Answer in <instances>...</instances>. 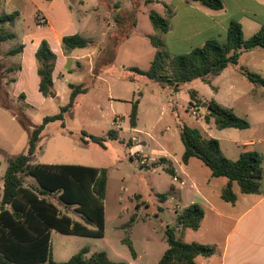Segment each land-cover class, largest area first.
<instances>
[{"label":"rangeland","instance_id":"rangeland-1","mask_svg":"<svg viewBox=\"0 0 264 264\" xmlns=\"http://www.w3.org/2000/svg\"><path fill=\"white\" fill-rule=\"evenodd\" d=\"M121 1L124 10L129 11L130 0ZM115 5L111 4V16L105 7H101L85 22L80 17L75 19L76 22L81 21L77 25L78 34L93 42L86 48V52L93 53V65L82 61L79 68H73L80 72L77 75L70 72L74 62L68 61L69 65L64 69L65 79L57 77L55 80L54 86L58 92L55 98H45L40 94L34 73H26L21 78L18 55L9 53L21 48L22 35L26 31L33 33L36 29L32 8L26 6L17 24L3 26L6 33L17 30L18 39L0 43V186H3L9 160L26 152L30 132L41 125L45 117L60 113L61 108L69 103L72 92L70 85L84 86L87 92L78 95L74 107L64 114V121L51 122L45 127L32 163L82 165L108 171L104 200L105 236L64 235L52 230V257L59 263L69 261L83 249L89 250L87 257L95 252H105L114 262L128 263L133 261V256L124 240H129L135 252L142 257L143 264H157L168 249L166 229L174 227L178 214L198 200L196 190L185 178L186 173L200 180L213 179L218 185L224 179L212 178L210 170L198 159H193L189 166L181 160L184 153L180 137L182 128H205L202 120L205 121L208 110L203 104L207 103L205 100L211 101V96L217 92L201 79L179 86L160 84L144 77L138 81L129 80L131 68H150L157 52L151 38L160 39V34L150 22L149 8L140 5L138 30L130 41L118 46L115 60L110 63L114 50L109 48V53L105 55L102 49L118 34L114 22ZM155 12L163 15L160 7ZM5 13L8 11L2 4L0 16ZM38 19L42 20L40 16L36 21ZM35 31L38 33L41 28ZM71 52L65 54L68 56ZM83 52L79 49L73 54ZM226 77L224 81L212 79V85L220 90L219 95H229L227 100L237 115L248 114L252 120L258 118L256 111L247 113L246 105L252 102V95L248 94L252 87L249 79L237 77L239 82L236 83L229 76ZM231 85L235 87L232 90L229 89ZM238 89L245 93L244 96L239 94ZM259 89L260 93H264V88ZM192 91L197 93L196 98L203 104L192 100ZM136 100L140 101L139 123L133 129L129 115L132 102ZM111 130L118 132L117 140L108 139ZM224 131L228 132L220 135L223 131L218 130L212 121L211 136L230 139V142L222 141V152L227 154L226 145L231 144L232 137L230 131L239 133L240 130ZM83 132L106 138L105 147L93 142L84 144ZM164 155L172 163L162 160ZM173 167L186 179L185 185L175 182L167 172V168ZM24 184L30 188L38 186L30 176H24ZM167 193H170L168 199L161 200L160 195ZM46 198L59 208L61 214L92 230L97 229L96 225L88 224L74 206L63 204L58 194L47 195ZM191 234L186 233L188 240Z\"/></svg>","mask_w":264,"mask_h":264},{"label":"trees","instance_id":"trees-1","mask_svg":"<svg viewBox=\"0 0 264 264\" xmlns=\"http://www.w3.org/2000/svg\"><path fill=\"white\" fill-rule=\"evenodd\" d=\"M3 0H0V6ZM152 3L154 0H133L132 9L117 11L115 5L114 22L117 26V35L111 38L107 47L102 49L103 54L114 50L113 60L120 44L131 37L138 22L140 3ZM202 6L220 11L224 8L222 0H193ZM103 5L111 6L110 0H100ZM19 13L0 16V43L13 39L15 36L3 30L5 24H13ZM172 11L167 8L163 16L155 11L149 12L150 22L160 35L170 31L168 17ZM37 25H41L40 19ZM152 45L157 49L151 66L148 70L136 67L130 69L134 77H144L158 83L179 86L182 83L202 79L210 84V76L220 74L229 65L237 64L243 50L264 48V25L249 40H244L242 25L232 21L227 30L225 42L215 39L208 40L203 46L191 50L187 54L171 56L163 48L159 38H151ZM93 44L82 36L70 35L62 38L64 53L76 49H86ZM22 48L11 50L10 55H16ZM38 76L40 78L38 90L45 98H55L53 72L56 55L49 44L43 41L36 54ZM169 67V69L167 68ZM245 75L253 84L264 87V78L256 73L245 71ZM72 90L69 103L61 108L60 113L47 116L43 123L35 127L29 136L28 148L25 153L9 160V164L0 186V264H129L114 262L105 252H95L87 257L88 249H83L63 263L53 260L51 249V231L55 230L64 235L103 238L105 236V208L107 175L105 168H96L81 165H54L33 164V158L41 141L45 127L55 121H64V114L75 105L79 94L87 92L84 86L70 85ZM197 93L191 92L192 100L203 104L196 98ZM192 104V102L190 103ZM6 107V106H5ZM9 109V108H8ZM139 100L132 102L129 115L131 128L138 126ZM208 114L205 121L211 118L217 129L235 128L246 130L250 128L247 119L239 117L232 109L219 104L215 100L207 103ZM64 127L65 124L62 123ZM184 145L182 162L188 164L191 159H198L211 172L213 178H226L227 186L222 190L221 197L228 203H235L237 195L233 190L237 184L242 194H256L260 191V181L263 178L262 160L260 155L251 150H244L236 161L227 158L217 139L207 137L200 129L183 127L180 133ZM119 138L116 130L108 133V139ZM106 138L88 135L83 132L84 144L93 142L105 147ZM166 161V158L162 159ZM167 172L175 176L173 168ZM24 176L33 177L38 186L30 188L24 184ZM58 194L59 200L67 205L74 206L78 214L82 215L88 224L97 226L96 230L73 220L70 216L61 214L59 208L48 201L46 196ZM170 193L160 195L161 200H167ZM204 209L199 204H192L178 214L174 227L166 229L168 249L164 252L158 264H196V258H209L214 255V246L184 241L186 230H199L204 219ZM133 256L136 252L129 240H124Z\"/></svg>","mask_w":264,"mask_h":264},{"label":"crops","instance_id":"crops-1","mask_svg":"<svg viewBox=\"0 0 264 264\" xmlns=\"http://www.w3.org/2000/svg\"><path fill=\"white\" fill-rule=\"evenodd\" d=\"M222 1L224 8L220 11L208 9L193 0H154L152 3L142 1L140 5L148 7V13L160 7L162 8L163 16L166 15L167 8L172 11V16L168 17L170 31L160 35V40L163 43L164 50L175 57L187 54L191 50L203 46L211 39L225 42L227 30L232 21H237L242 25L245 41L249 40L264 25V0ZM110 3L119 5L118 12L125 11L121 0H110ZM2 4L8 11L5 14L19 13L18 18L13 24H17V20L21 17L22 12L29 5L35 17V28H41V31L38 33H36L35 29L33 33L32 31H26L22 35V49L17 54L20 62V77H24L26 73H34L37 87L39 86L40 78L38 76V65L35 54L43 41L49 44L51 50L56 55L53 72L55 85L57 77L62 80L65 79L64 69L69 65L68 61L72 60L74 62L70 66V72H74L77 75L80 72L74 71L73 68H79L82 65V61H88L91 66L93 65V53L86 52V49H82L84 52L76 55L73 53L79 49L73 50L68 56L62 49L63 37L78 34L77 25L81 21L76 22L75 19L80 17L85 22L86 18L92 16L93 13L99 12L101 7H105L111 16V6L103 5L100 0H3ZM130 4L131 10L133 0H130ZM37 16L41 17V21L44 22L43 26H37ZM138 27L139 18L131 37L122 44L131 40ZM69 31L72 34H68L70 33ZM11 34L15 36L14 40L18 39L17 30L12 31ZM96 43L102 44L98 41ZM245 71L259 74L264 78V48L243 50L237 64L229 65L220 74L208 77L207 79L210 81L209 85L217 92V94L211 96L212 100L233 110L234 107L227 100L229 95L220 96L218 92L220 90L212 85V79L217 78L224 81V79H227L226 76H229L231 81L238 83L237 77L247 78ZM92 77L94 78L93 75ZM129 77H134L133 73ZM141 78L143 77L136 76L135 81ZM203 82L208 84L206 81ZM232 87L234 85H231L229 89L232 90ZM259 88L264 87L252 83V87H250L251 93H248L252 95V102L246 105L247 113L256 111L259 113L258 118L252 120L248 114H238L239 117L249 121L250 128L240 130L239 133L230 131L232 133L231 144L227 143V154L223 153L232 161L238 160L244 150L255 151L260 155L263 178L260 181L259 193L242 194L238 185L234 184L233 190L237 195V201L233 204L228 203L221 197L222 190L228 184L226 178L223 181L220 180L218 185L213 179L200 180L193 174L186 173L185 178L193 185L198 195V200L195 204H199L204 209L205 216L199 230L193 231L188 229L184 232V241L188 243L208 244L214 246L216 249L214 255L209 258L201 256L196 258V264H264V93H260ZM54 90L58 95L55 86ZM238 90L240 91L239 94L244 96L245 93H242L241 89ZM205 102L208 103L210 101L205 100ZM200 120L202 119H198V121ZM202 121L206 126L200 130L207 137L213 138L211 130L214 119L211 118L209 122ZM227 129L234 130L235 128ZM227 129L220 130L223 131L220 135L227 133L228 131H224ZM217 140L220 142L221 150L222 141L230 142L228 137ZM164 158L171 162L169 157L164 155ZM192 160L188 164H183L189 166ZM173 169L175 171V176H173L174 181L185 185L186 179L174 167ZM219 179L221 178L217 180ZM187 232L192 233L189 240L186 237ZM136 255L133 261L128 262L129 264H143L142 257L137 253Z\"/></svg>","mask_w":264,"mask_h":264},{"label":"water","instance_id":"water-1","mask_svg":"<svg viewBox=\"0 0 264 264\" xmlns=\"http://www.w3.org/2000/svg\"><path fill=\"white\" fill-rule=\"evenodd\" d=\"M203 106H204V107H207V105H206V104H203Z\"/></svg>","mask_w":264,"mask_h":264},{"label":"built area","instance_id":"built-area-1","mask_svg":"<svg viewBox=\"0 0 264 264\" xmlns=\"http://www.w3.org/2000/svg\"><path fill=\"white\" fill-rule=\"evenodd\" d=\"M40 26H43V25H42V23H41V25H40Z\"/></svg>","mask_w":264,"mask_h":264}]
</instances>
